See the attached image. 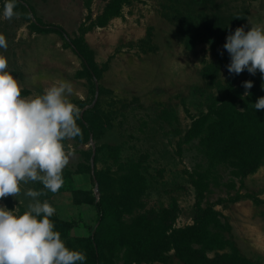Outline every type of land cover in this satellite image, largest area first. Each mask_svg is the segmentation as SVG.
Instances as JSON below:
<instances>
[{
    "label": "rangeland",
    "instance_id": "obj_1",
    "mask_svg": "<svg viewBox=\"0 0 264 264\" xmlns=\"http://www.w3.org/2000/svg\"><path fill=\"white\" fill-rule=\"evenodd\" d=\"M111 1L15 0L20 17L8 20L0 15V34L8 45L0 54L7 57V71L18 80L24 97L42 95L66 81L73 89L68 99L80 108L82 137L64 141L69 163L63 185L57 193L39 197L54 207L53 216L94 226L97 210L90 202L121 193V177L132 163L144 168L147 191L141 206L122 217L123 225L110 221L104 238L103 263L128 264L125 240L137 236L129 235L125 225L151 211L173 208L174 228L193 224L197 197L187 171L206 169L209 161L199 140L183 139L191 118L206 108V97L199 91L207 88L203 69L217 65L226 82L220 54L224 33L238 27L247 32L252 25L264 28V0H129L118 16L97 25ZM5 2L0 0V13ZM40 23L59 26L67 34L38 30ZM74 41L84 43L97 71L91 70ZM85 118L95 124L94 133L83 129L80 123L88 128ZM109 147H119V154ZM215 179L204 206L213 205L228 223L229 230L221 232L242 257L264 264V159L243 187L226 166L217 167ZM231 182L235 189L226 186ZM28 188L44 190L39 182L22 185L20 196L0 200V206L9 210L10 201L15 214L25 212ZM238 192L252 197L235 200ZM92 239L87 228H78L63 240L86 254L85 264H95L89 256ZM168 257L166 263L132 264H185L174 251Z\"/></svg>",
    "mask_w": 264,
    "mask_h": 264
},
{
    "label": "trees",
    "instance_id": "obj_2",
    "mask_svg": "<svg viewBox=\"0 0 264 264\" xmlns=\"http://www.w3.org/2000/svg\"><path fill=\"white\" fill-rule=\"evenodd\" d=\"M129 0H113L99 16L97 25L103 26L120 14L121 6ZM38 30L55 32L65 36L66 31L55 25L40 23ZM234 34L225 31L224 35ZM74 45L88 66L97 71L89 51L81 41H74ZM225 67L230 64V56L223 49ZM203 79L206 89L200 87L201 97H206V108L197 116L191 118L192 123L184 136V142L199 140L202 152L209 161L206 169L187 171L192 185L196 190L197 204L195 218L192 225L184 228H174L176 209L151 211L140 216L130 225L129 237L125 240L127 246L126 260L128 264L141 262H162L169 260L168 253L174 255L185 264H255L242 257L238 248L221 231L229 230V225L223 222L221 215L213 205L204 206L206 193L211 183L217 182L215 171L218 166L230 169V175L241 182L249 175L254 174L264 159V110H255L254 104L264 97V78L257 72L255 76L245 70L240 75L230 74L227 70V80L220 79L217 65H207L203 69ZM244 76L240 81L238 78ZM245 81L253 82L251 95L245 97ZM168 112H165L167 114ZM172 120L176 116L170 115ZM88 128L80 123L89 134L94 133L95 124L85 118ZM115 156L119 147H109ZM141 165L132 163L127 174L121 177L123 191L114 196H104L98 202L90 203L97 210V221L94 226H88L83 221H63L55 216L51 219L55 230L61 233L62 239L69 237L71 232L78 228H87L93 236L89 256L95 264H104L103 256L106 250L105 233L113 219L123 225L122 217L130 215L141 206L140 200L147 191L145 172ZM235 189V182L226 185ZM252 195L236 193L235 200ZM7 206L13 211L9 201ZM21 212L20 214H23ZM15 214V213H14ZM18 214V215H20ZM119 225V227H120ZM125 237V236H123Z\"/></svg>",
    "mask_w": 264,
    "mask_h": 264
},
{
    "label": "clouds",
    "instance_id": "obj_3",
    "mask_svg": "<svg viewBox=\"0 0 264 264\" xmlns=\"http://www.w3.org/2000/svg\"><path fill=\"white\" fill-rule=\"evenodd\" d=\"M15 7V0H6L0 15L8 20L19 18ZM7 47L0 34V48L6 51ZM223 47L230 56V74L247 70L264 78V28L252 25L246 32L238 27ZM7 69L8 59L0 54V200L16 199L22 185L33 182L41 183L44 190L24 192L30 202L23 214L0 206V264H85L86 254L70 249L55 230L54 207L39 199L48 192L57 193L63 185V170L69 163L64 141L82 137L77 124L80 108L68 99L72 86L60 81L42 95L24 97L18 80ZM242 86L244 96L251 95L253 82ZM254 108L264 110V97Z\"/></svg>",
    "mask_w": 264,
    "mask_h": 264
}]
</instances>
